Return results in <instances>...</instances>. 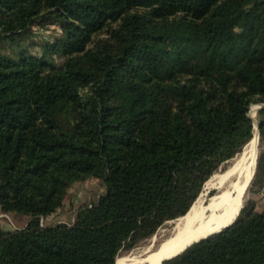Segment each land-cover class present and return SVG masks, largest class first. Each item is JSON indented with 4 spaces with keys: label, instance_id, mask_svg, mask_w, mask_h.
<instances>
[{
    "label": "trees",
    "instance_id": "obj_1",
    "mask_svg": "<svg viewBox=\"0 0 264 264\" xmlns=\"http://www.w3.org/2000/svg\"><path fill=\"white\" fill-rule=\"evenodd\" d=\"M252 104L264 0H0V212L26 220L0 225V264H114L241 152ZM257 121L264 144V108ZM92 179L95 202L43 224ZM162 264H264V210L248 200Z\"/></svg>",
    "mask_w": 264,
    "mask_h": 264
},
{
    "label": "bare ground",
    "instance_id": "obj_2",
    "mask_svg": "<svg viewBox=\"0 0 264 264\" xmlns=\"http://www.w3.org/2000/svg\"><path fill=\"white\" fill-rule=\"evenodd\" d=\"M256 148L255 136L225 170L214 173L206 181L213 194L199 196L188 212L178 218L174 226L156 240L146 253L143 252L144 255L124 259L117 256L114 264H159L187 245L227 226L242 207L246 187L255 169Z\"/></svg>",
    "mask_w": 264,
    "mask_h": 264
},
{
    "label": "rangeland",
    "instance_id": "obj_3",
    "mask_svg": "<svg viewBox=\"0 0 264 264\" xmlns=\"http://www.w3.org/2000/svg\"><path fill=\"white\" fill-rule=\"evenodd\" d=\"M34 34L32 35V39L37 40L38 38H47L52 39L54 36H56L59 32V29L55 26H50L49 28H38L34 29ZM263 106L264 104H252L249 108V116L253 120L254 124V131H253V137H257V156H256V164H255V171L254 176L245 192V195L243 197L242 205H245L248 200L254 201L255 203V209L256 211H262L264 210V184L262 188H259L258 181L260 178L255 177L256 174V167L259 161V158L262 154H264V144L261 142L260 133L258 130V121H257V111L259 107ZM252 137V138H253ZM245 149V146L241 150L240 153L243 152ZM238 153L234 158L238 157L240 154ZM228 160L224 165H222L216 173H219L226 169L228 164L234 159ZM204 183L203 188L200 192L199 196H205V195H211L214 193L213 190L209 189V186ZM207 186V187H206ZM209 189V190H208ZM102 193V187L100 183L94 179L88 180L84 183H81L79 185H76L68 191L67 197L64 200V204L62 209L45 220L43 222L44 225L48 224H57L61 222L65 223H71L75 217L76 210L82 206L88 205L92 202H95L98 198V196ZM197 197V198H198ZM3 215V216H2ZM0 215V225L3 226L6 229H13V228H19L22 227V225L25 223V218L23 217H13L12 215H6L2 214ZM177 220V219H176ZM176 220L169 221L165 223L163 226H161L157 232L148 238L147 240H144L140 243H138L134 248H132L129 251H121L118 255V258H130L131 256H139L144 255L143 252H147L148 249L154 244L156 240H159L161 236L166 233L168 230H170L173 226ZM150 241V242H149ZM153 242V243H152ZM146 244V245H145ZM143 245V246H142ZM150 245V246H149ZM138 248V249H137ZM142 252V253H141ZM124 257V258H123Z\"/></svg>",
    "mask_w": 264,
    "mask_h": 264
},
{
    "label": "water",
    "instance_id": "obj_4",
    "mask_svg": "<svg viewBox=\"0 0 264 264\" xmlns=\"http://www.w3.org/2000/svg\"><path fill=\"white\" fill-rule=\"evenodd\" d=\"M261 108H264V107H263V106L259 107V109H261ZM257 126H258V124H257ZM254 171H255V170H254ZM253 176H254V172H253ZM253 176H252V178H253ZM252 178H251V180H252ZM251 180L249 181V184H250ZM249 184L247 185L246 190H247ZM242 207H243V205H242ZM242 207H241V208H242ZM241 208L239 209V211L241 210ZM239 211H238V213H239ZM238 213L236 214L235 218L237 217ZM235 218H234V219H233V220H232L227 226L223 227L222 229H224V228L230 226V225L234 222ZM222 229H220L218 232H220ZM218 232H216V233H218ZM213 234H215V233H212V234H210V235H208V236H206V237H204V238H202V239H205V238H207V237H209V236H211V235H213ZM202 239H199L198 241H195V242H193V243L199 242V241L202 240ZM193 243L187 245V246L184 247L180 252L176 253V254L173 255L172 257H169V258H166V259L162 260L159 264H162L164 261L169 260V259L175 257L176 255L180 254L181 252H183L187 247H189V246L192 245Z\"/></svg>",
    "mask_w": 264,
    "mask_h": 264
},
{
    "label": "crops",
    "instance_id": "obj_5",
    "mask_svg": "<svg viewBox=\"0 0 264 264\" xmlns=\"http://www.w3.org/2000/svg\"><path fill=\"white\" fill-rule=\"evenodd\" d=\"M0 215H2V213L0 212ZM3 216V215H2Z\"/></svg>",
    "mask_w": 264,
    "mask_h": 264
}]
</instances>
